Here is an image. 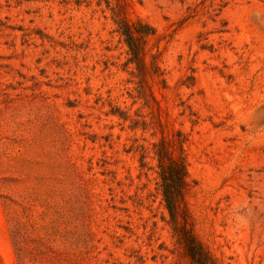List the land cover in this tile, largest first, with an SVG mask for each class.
Returning a JSON list of instances; mask_svg holds the SVG:
<instances>
[{
    "label": "rangeland",
    "instance_id": "374dc122",
    "mask_svg": "<svg viewBox=\"0 0 264 264\" xmlns=\"http://www.w3.org/2000/svg\"><path fill=\"white\" fill-rule=\"evenodd\" d=\"M183 228L264 264V0H0V264H194Z\"/></svg>",
    "mask_w": 264,
    "mask_h": 264
},
{
    "label": "trees",
    "instance_id": "16d2710c",
    "mask_svg": "<svg viewBox=\"0 0 264 264\" xmlns=\"http://www.w3.org/2000/svg\"><path fill=\"white\" fill-rule=\"evenodd\" d=\"M135 33H138L131 25H125L122 34L132 54L133 59H138V45ZM158 152L157 161L160 178V191L165 207L172 219L178 214L183 202V192L186 186V170L181 158L171 157L163 148ZM183 243L188 257L194 264H211L207 255L194 238L183 228Z\"/></svg>",
    "mask_w": 264,
    "mask_h": 264
}]
</instances>
